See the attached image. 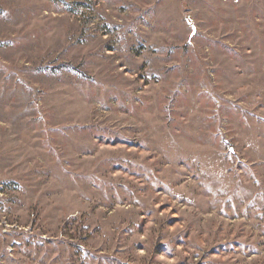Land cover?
Returning <instances> with one entry per match:
<instances>
[{
  "label": "rangeland",
  "instance_id": "obj_1",
  "mask_svg": "<svg viewBox=\"0 0 264 264\" xmlns=\"http://www.w3.org/2000/svg\"><path fill=\"white\" fill-rule=\"evenodd\" d=\"M0 264H264V0H0Z\"/></svg>",
  "mask_w": 264,
  "mask_h": 264
}]
</instances>
